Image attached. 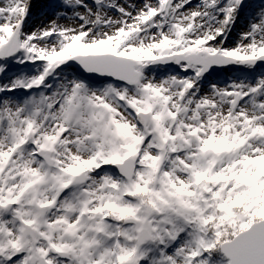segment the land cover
Segmentation results:
<instances>
[{
	"label": "snow or ice",
	"instance_id": "6c2138e0",
	"mask_svg": "<svg viewBox=\"0 0 264 264\" xmlns=\"http://www.w3.org/2000/svg\"><path fill=\"white\" fill-rule=\"evenodd\" d=\"M32 8L0 0V264H264V0Z\"/></svg>",
	"mask_w": 264,
	"mask_h": 264
},
{
	"label": "rangeland",
	"instance_id": "374dc122",
	"mask_svg": "<svg viewBox=\"0 0 264 264\" xmlns=\"http://www.w3.org/2000/svg\"><path fill=\"white\" fill-rule=\"evenodd\" d=\"M139 2V0H137ZM248 3L253 5H258L261 3V0H247ZM59 3V0H33V12L35 13H41V12H51L53 9L56 10L55 5ZM36 15V14H35ZM35 15L31 13V16L29 20L26 23L25 30L29 31L30 25L34 22ZM52 19L55 18L54 14L50 16ZM241 20V21H240ZM238 21V24L236 28L233 30L229 37V46H233L236 41L239 38V33L244 31L248 22V13H245V15ZM15 70V67H13V71ZM11 74V73H10ZM226 75H242L240 72H235L231 74L226 73H219L215 78L219 80L225 79Z\"/></svg>",
	"mask_w": 264,
	"mask_h": 264
},
{
	"label": "bare ground",
	"instance_id": "6f19581e",
	"mask_svg": "<svg viewBox=\"0 0 264 264\" xmlns=\"http://www.w3.org/2000/svg\"><path fill=\"white\" fill-rule=\"evenodd\" d=\"M58 10L53 9L51 12H41V13H35L32 10V15H35L34 18V22L30 25V29L29 31L33 30L35 27L40 26L42 24H46L48 23L49 20H51L52 18L50 16H52V14H54L55 12H57ZM241 21V20H240ZM62 23H67V21H61Z\"/></svg>",
	"mask_w": 264,
	"mask_h": 264
}]
</instances>
